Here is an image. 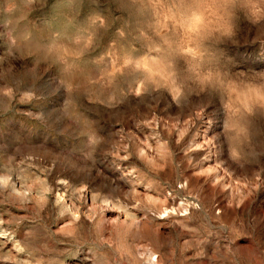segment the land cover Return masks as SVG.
<instances>
[{"label":"rangeland","instance_id":"obj_1","mask_svg":"<svg viewBox=\"0 0 264 264\" xmlns=\"http://www.w3.org/2000/svg\"><path fill=\"white\" fill-rule=\"evenodd\" d=\"M0 264H264V0H0Z\"/></svg>","mask_w":264,"mask_h":264}]
</instances>
